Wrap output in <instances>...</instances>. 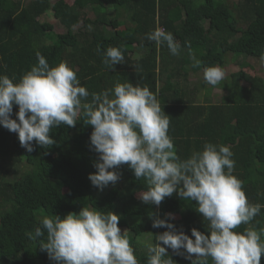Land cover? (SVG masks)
Returning a JSON list of instances; mask_svg holds the SVG:
<instances>
[{"label": "trees", "instance_id": "obj_1", "mask_svg": "<svg viewBox=\"0 0 264 264\" xmlns=\"http://www.w3.org/2000/svg\"><path fill=\"white\" fill-rule=\"evenodd\" d=\"M86 7L93 18L81 15ZM46 13L53 15L61 33H52L53 23L41 21ZM157 27L173 34L178 55L146 38ZM109 46L124 56L114 71L102 63ZM36 51L50 66L66 61L89 93L112 88L118 80L147 86L169 116L168 135L177 155L186 159L206 142L229 146L233 174L243 181L248 201L264 205V77L246 71L248 59L264 66V0H0V75L17 82L37 64ZM134 52L142 53L134 59ZM228 53L241 62L232 74L234 86L224 84L228 94L223 100L202 95L203 88L187 90L178 84L176 79L189 70L221 65ZM205 83L203 78V87ZM17 110L14 105L11 118ZM91 131L80 117L74 127L52 128L55 144L42 148L33 143L35 150L29 153L16 133L0 126V264H55L39 246L46 242V232L35 237V229L44 216L63 218L85 206L120 217L118 227L138 264L148 259L147 245L138 237L149 234L155 243V235L167 230L152 227L151 213L160 219L171 214L168 222L190 237L192 228L208 234V222L195 211L194 201L172 194L159 206L142 203L146 180H137L127 164L115 169L120 175L115 185L103 190L93 186L88 176L96 171L98 154L90 145ZM248 227L264 229V208L234 231ZM167 251L173 264H190Z\"/></svg>", "mask_w": 264, "mask_h": 264}, {"label": "clouds", "instance_id": "obj_2", "mask_svg": "<svg viewBox=\"0 0 264 264\" xmlns=\"http://www.w3.org/2000/svg\"><path fill=\"white\" fill-rule=\"evenodd\" d=\"M146 38L166 45L172 55L179 54V43L161 27ZM36 58L37 64L17 82L0 75V126L17 134L21 147L31 153L33 143L52 146V128L74 127L82 117L84 124L92 126L90 145L98 154L96 171L88 176L93 186L103 190L115 185L120 179L115 169L127 164L137 180H146L147 190L139 195L142 203L159 206L175 192L182 200L194 201L195 211L208 222L207 235L192 228L190 237L168 222L171 214L160 219L151 213L152 227L167 230L155 235V243L147 244V264H173L167 249L190 264H209V259L212 264H260L264 229L234 230L249 224L264 205L248 201L243 181L233 174L235 161L229 146L206 142L201 150L181 159L168 135L169 116L147 86L118 80L112 88L89 93L66 61L50 66L39 51ZM123 60L122 51L109 46L102 63L114 71ZM260 60L264 63V55ZM225 76L218 65L203 68V78L211 86ZM14 105L15 119L11 118ZM119 220L110 210L85 206L63 218L44 216L35 237L46 232V242L39 246L55 264H138Z\"/></svg>", "mask_w": 264, "mask_h": 264}, {"label": "rangeland", "instance_id": "obj_3", "mask_svg": "<svg viewBox=\"0 0 264 264\" xmlns=\"http://www.w3.org/2000/svg\"><path fill=\"white\" fill-rule=\"evenodd\" d=\"M69 2H71V0H67ZM81 15H84L86 17L89 18H93V16L95 15L94 12L91 10L90 7H86L81 11ZM41 21H47L50 23H53L54 27H53V31L52 33L57 34V33H61L63 31L62 27L57 23L56 19L53 17V15L51 13H46L45 15H43L41 18ZM82 26V21L75 26L74 30H77L78 28H80ZM142 52H134L133 54H131V56L136 59L141 55ZM230 53L226 54V56H228L226 58V60L221 64L218 65L220 67H222L225 70L226 76L225 79L222 80L220 82V84L216 85V86H211L209 85L207 82L204 84V87L202 85V81H203V71L202 70H189L187 72V74H185V77H182V75L180 77H178L176 80H178V84L182 85V87H185L187 90H191V89H201L203 88L202 91V95L204 96H208L209 98H211L214 101L217 100H223L226 96V94H228V92L225 90L224 88V84L226 82H230V84L233 82H236V78H232V74H235L236 72L239 71L240 69V58H230ZM198 61V60H197ZM195 60H192V63H195ZM248 65L250 66V68H247V73L249 75H259L261 77H264V66L262 64H259L258 62L254 64L255 61H252L251 59H248ZM253 65V66H252ZM252 69V70H250ZM184 76V75H183ZM239 83L241 85H244L245 82L243 81H239ZM239 85V86H241ZM234 86V84L232 85V87ZM229 96V95H227ZM199 102H204L205 99H198ZM173 194H176L175 192ZM138 242L141 243L142 245H147L149 243H151V236L148 235H142L140 237H138Z\"/></svg>", "mask_w": 264, "mask_h": 264}]
</instances>
